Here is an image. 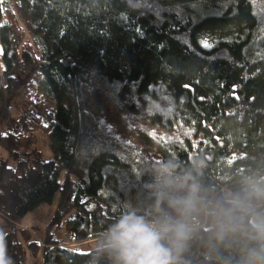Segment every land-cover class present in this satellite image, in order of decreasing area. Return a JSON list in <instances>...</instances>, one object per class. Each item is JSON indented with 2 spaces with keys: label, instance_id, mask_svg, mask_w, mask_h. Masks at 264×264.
<instances>
[{
  "label": "trees",
  "instance_id": "trees-1",
  "mask_svg": "<svg viewBox=\"0 0 264 264\" xmlns=\"http://www.w3.org/2000/svg\"><path fill=\"white\" fill-rule=\"evenodd\" d=\"M0 45L4 264H97L77 246L129 205L151 215L164 160L195 158L214 197L264 179V0H0ZM215 226L198 219L178 264H240L251 241Z\"/></svg>",
  "mask_w": 264,
  "mask_h": 264
},
{
  "label": "clouds",
  "instance_id": "clouds-1",
  "mask_svg": "<svg viewBox=\"0 0 264 264\" xmlns=\"http://www.w3.org/2000/svg\"><path fill=\"white\" fill-rule=\"evenodd\" d=\"M179 170L164 160L153 170V213L143 214L129 205L97 237L92 256L109 264H178V258L202 215L215 219L217 239L243 233L251 241L240 264H264V179L246 176L236 191L214 197L197 181L195 169ZM243 218V221H241ZM0 264L4 261L0 259Z\"/></svg>",
  "mask_w": 264,
  "mask_h": 264
},
{
  "label": "rangeland",
  "instance_id": "rangeland-1",
  "mask_svg": "<svg viewBox=\"0 0 264 264\" xmlns=\"http://www.w3.org/2000/svg\"><path fill=\"white\" fill-rule=\"evenodd\" d=\"M208 36L209 37H208V39H207V41L205 43L206 47L215 46L216 42H218L219 39H220V36L216 35V33H211ZM1 60H2V49H1V45H0V61ZM4 85H5V81H4ZM131 124H132V122H131ZM136 132H138V131H136ZM56 200H57V198H56ZM55 203H56V201H55ZM54 208H55V204L51 205V206L42 205L36 211L29 213L24 218V220L22 222V228L23 227L24 228H30L33 225H40V226L47 225L51 221V217H52ZM5 224H6V222L2 218H0V232H2V233L5 232V229H4ZM57 236L59 238H63L64 237L63 231L59 232L57 234ZM95 241L96 240L85 242L84 244L78 245L77 247L83 252H89L94 247ZM40 261H41V259L40 260L37 259V260L34 261V259L29 258L28 264H39Z\"/></svg>",
  "mask_w": 264,
  "mask_h": 264
},
{
  "label": "built area",
  "instance_id": "built-area-1",
  "mask_svg": "<svg viewBox=\"0 0 264 264\" xmlns=\"http://www.w3.org/2000/svg\"><path fill=\"white\" fill-rule=\"evenodd\" d=\"M4 87V76H3V72L0 69V90ZM2 158H3V152L0 148V165L2 163Z\"/></svg>",
  "mask_w": 264,
  "mask_h": 264
}]
</instances>
